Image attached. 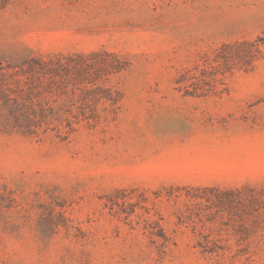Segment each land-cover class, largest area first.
Listing matches in <instances>:
<instances>
[{"label": "rangeland", "instance_id": "rangeland-1", "mask_svg": "<svg viewBox=\"0 0 264 264\" xmlns=\"http://www.w3.org/2000/svg\"><path fill=\"white\" fill-rule=\"evenodd\" d=\"M0 264H264V0H0Z\"/></svg>", "mask_w": 264, "mask_h": 264}, {"label": "trees", "instance_id": "trees-1", "mask_svg": "<svg viewBox=\"0 0 264 264\" xmlns=\"http://www.w3.org/2000/svg\"><path fill=\"white\" fill-rule=\"evenodd\" d=\"M259 41L254 42H238L235 44H223L218 50L214 58H209L202 62H197L194 68H185L180 73L176 80L179 89L186 94L194 95V97H207L212 95H220L227 91L224 83L226 75L233 74L236 70H248L251 63L257 58L256 53H261V45ZM114 58L116 56H113ZM89 57L83 55L80 59L87 62ZM89 62V61H88ZM39 68H33L35 71H41L43 74L55 73V70L48 68L49 65L42 62L39 63ZM59 69V68H58ZM122 68L116 67L115 71H120ZM68 71V69H67ZM89 97L99 103L108 104L106 107L111 112H116L119 108L120 100L114 96L113 91L103 90L99 93L95 90H86L80 96V100L88 102ZM73 103L66 101L64 110L62 108H51V115L60 118H69L73 114ZM239 194L235 192H227V195ZM238 197V196H237ZM240 198V197H239ZM230 199V198H229ZM232 203L231 199L229 200Z\"/></svg>", "mask_w": 264, "mask_h": 264}]
</instances>
